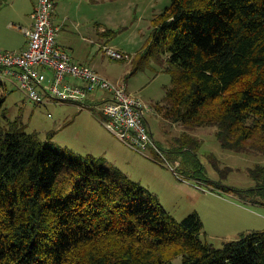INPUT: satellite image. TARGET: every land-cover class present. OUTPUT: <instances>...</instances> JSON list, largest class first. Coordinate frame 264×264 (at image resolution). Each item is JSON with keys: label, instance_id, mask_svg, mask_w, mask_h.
Returning <instances> with one entry per match:
<instances>
[{"label": "trees", "instance_id": "1", "mask_svg": "<svg viewBox=\"0 0 264 264\" xmlns=\"http://www.w3.org/2000/svg\"><path fill=\"white\" fill-rule=\"evenodd\" d=\"M155 22L150 51L176 69L167 119L264 155V0H172ZM5 102L0 93V112ZM249 175L255 185L235 190L264 205V165ZM204 229L105 160L67 155L18 121L0 126V264H264V231L216 248Z\"/></svg>", "mask_w": 264, "mask_h": 264}, {"label": "rangeland", "instance_id": "2", "mask_svg": "<svg viewBox=\"0 0 264 264\" xmlns=\"http://www.w3.org/2000/svg\"><path fill=\"white\" fill-rule=\"evenodd\" d=\"M7 1L0 13V40L18 45L22 41L17 36L20 27L32 23V0ZM56 2L55 22L63 25L58 43L68 47L76 59L77 54L85 56L93 50L91 59L149 107L146 117L155 153L143 155L121 141L104 125L100 108L82 109L66 102L34 103L17 79L8 76L2 77L5 86L0 93L6 102L0 112V126L18 121L28 133H37L42 141L54 144L67 155L83 159L91 155L105 160L153 195L178 222L199 214L205 226L202 239L216 248L244 234L264 231V205L236 192L255 185L249 171L258 164L264 165V155L224 149L215 127L190 128L165 116V98L176 69L167 56L150 51V46L155 19L172 0ZM99 24L114 31L107 38L109 47L128 54L129 61L107 57L94 43L99 39ZM98 92L99 98L105 96V91ZM158 104L166 107L158 111Z\"/></svg>", "mask_w": 264, "mask_h": 264}, {"label": "built area", "instance_id": "3", "mask_svg": "<svg viewBox=\"0 0 264 264\" xmlns=\"http://www.w3.org/2000/svg\"><path fill=\"white\" fill-rule=\"evenodd\" d=\"M55 12V0L38 1L31 14L33 24L26 30L27 49L0 51V77L17 79L29 99L37 104L66 102L93 109L98 108V104H88L91 94L98 90L110 93V98L99 106L104 125L131 149L148 155L156 147L146 117L149 107L131 94L126 84L112 82L93 68L76 63L57 45L61 28L54 24ZM103 50L107 57L119 62L131 59L128 54L109 46H103ZM69 79L83 85L77 86Z\"/></svg>", "mask_w": 264, "mask_h": 264}, {"label": "crops", "instance_id": "4", "mask_svg": "<svg viewBox=\"0 0 264 264\" xmlns=\"http://www.w3.org/2000/svg\"><path fill=\"white\" fill-rule=\"evenodd\" d=\"M38 1L39 0H32V2H31L32 3V7H31V9L29 11L30 18H31V14L34 11V8L37 5ZM55 2H56V0H55ZM7 4H8V1L7 0H0V13L2 12V9H4V7L7 6ZM56 16H57V2H56V12H55V15H54V24L56 26H59L60 28H63V25L57 24L55 22V17ZM0 22H2V19L0 20ZM32 24H33V22L31 24L27 23L25 27H23V26L20 27L21 32H19V34H17V36L20 37L22 41L18 45H8V44H6V43H4L3 41L0 40V51H5V52H22V51L26 50L27 49V46H28V39L26 37V30L30 29L31 26H32ZM98 29H99V31H98L99 39L97 40V42H94V43H96V44L98 43L99 46H100V48L103 49V46H105V45L106 46H109L108 41H107V38H109V36H108V34H104V32L107 31L105 29L104 25L99 24L98 25ZM57 45L61 49L67 51L70 54V56L72 57V59L76 63L83 64V65H87V66L93 68L101 76L109 79L112 82L122 83L117 78H114V77L110 76V74H108L105 69L101 68V66L98 65V63L96 62L95 59H91L90 53H92L93 50L90 51V52L87 51L89 53H87L85 56L80 55V54H77V59H76L75 56L72 53H70L68 47L62 46L61 44L58 43V41H57ZM72 83L75 84V85H77V86H82L83 85V83L82 82H79V81H77V82L74 81ZM98 93L99 92L97 91V92L91 94L90 97H89V99H88V102L91 103V104H99L100 102H103L104 99H109L110 96H111L110 93L105 92V96L102 97V98H99L98 97Z\"/></svg>", "mask_w": 264, "mask_h": 264}]
</instances>
